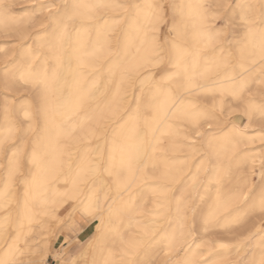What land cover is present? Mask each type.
Returning a JSON list of instances; mask_svg holds the SVG:
<instances>
[{
    "label": "snow or ice",
    "instance_id": "1",
    "mask_svg": "<svg viewBox=\"0 0 264 264\" xmlns=\"http://www.w3.org/2000/svg\"><path fill=\"white\" fill-rule=\"evenodd\" d=\"M0 36V264H264V227L202 239L264 217V0H0Z\"/></svg>",
    "mask_w": 264,
    "mask_h": 264
},
{
    "label": "bare ground",
    "instance_id": "2",
    "mask_svg": "<svg viewBox=\"0 0 264 264\" xmlns=\"http://www.w3.org/2000/svg\"><path fill=\"white\" fill-rule=\"evenodd\" d=\"M11 2L13 3L15 8L22 9V8L28 7V5L31 3V0H11ZM141 2H143V0H141ZM178 2H188V0H178ZM192 2L194 3L195 0H192ZM19 14L23 15V13H19ZM189 25H190V28H192V26L195 25V20L189 21ZM4 39H6V38L3 37V36H0V42H2ZM8 39H12V37H8ZM0 46H5V45L0 44ZM5 47H7V53L6 54H0V62H3L5 59L12 60V59L15 58L16 47L12 46V45H8V46H5ZM202 55H207V58L211 59V52L208 51V50H203L202 51ZM101 80H102V78H101ZM14 95H15V97H16V99H17V101L19 103H24V101L20 100V98L21 97H25V96H30L31 95V91L29 89H27V88H24V87H18V88H16L14 90ZM194 102H196V103H206V104L207 103H211V101L209 99H207L203 95L194 97ZM151 115H152L151 113H146L145 114V118L146 119H150ZM20 118L23 119L22 114H21ZM244 123H247V121L245 120ZM172 126L175 127V128H180V129H184V128L187 127V125H183V124H179V123H173ZM27 127H28V124L24 123L23 124V128L27 129ZM34 127H35V125H34ZM182 144H183L182 135L170 136L167 133V131H166L165 135H163L161 137V142L159 144L160 151L157 153V155L160 156L161 153H162L164 156H167V157L178 156L180 158V160H183L185 157L183 155V149L181 147ZM196 162L197 161H196L195 158L190 159L189 160V167L192 164H195ZM177 164H179V161H177ZM181 179H182V176L178 174L177 175V184L173 186V190L175 189L176 186H178L179 181ZM57 188L61 192L65 191V188L62 187V186L58 185ZM245 195H246L245 192H241L240 193L239 202L237 204H234L232 207L228 208L226 211L222 212L221 216L226 217L228 219H231V217L228 214L232 213V215H235V213L233 212L232 209L234 207H239V205L243 203V198H244ZM70 204H71L70 200H66L65 202H63L57 209V216H60L61 214H64L65 213V209L71 211V208L69 207ZM149 204H150V206L148 208H151L152 204L151 203H149ZM37 210L38 211H42V209H39V208ZM45 219H47V218H45ZM77 219H78V217H77ZM245 220H246V218L243 220V222H241L239 224H231V225L225 227L224 226L225 220L222 219L219 224L211 227L209 229V231L207 232V234L202 236V239L204 241H206V240L208 241V242L206 241L207 242L206 246L208 248L215 249L216 247L214 245L216 244V242H215L214 245L210 243V241L213 240L212 236H214V234H232L233 238L235 239V242L237 244V243L243 241L244 238L249 235V233H252V232L256 231L257 229H259L261 227H264V225H262L261 222L251 223V224L245 226V225H243ZM96 223H98V221H91V222H89V224L86 227H83V231L81 233H84L85 235H88V234H90L92 232L91 235L89 236L87 242L92 238V236L95 233V224ZM49 226L52 227V225H49ZM42 235L47 236V233H42ZM56 238H57V236L54 238V241H55ZM54 241L52 239H49L48 240L49 245L51 246ZM219 243H220V241H219ZM222 244H224V243H222ZM209 254L210 253H206V252L200 253L201 256H207ZM228 255L229 254L226 253L222 258H224V260H225ZM219 258H221V257H216V259H219ZM164 259L165 258H163V260Z\"/></svg>",
    "mask_w": 264,
    "mask_h": 264
},
{
    "label": "rangeland",
    "instance_id": "3",
    "mask_svg": "<svg viewBox=\"0 0 264 264\" xmlns=\"http://www.w3.org/2000/svg\"><path fill=\"white\" fill-rule=\"evenodd\" d=\"M226 100H227V98H226ZM233 107H236V105H233ZM239 115H240V113L236 112V113L233 114V118H235V117H237ZM149 206H150V204L147 205V207H149ZM64 214L66 215V213H64ZM77 217H76V219H77ZM262 220H264V217H261L259 215H255V216H252V217H247L246 220L244 221L243 225L247 226V225H249L251 223L261 222ZM88 224H89V222L84 223L83 227H86ZM83 227L80 228L78 233H75L73 236L66 237V238L68 240L72 241L76 245H85L92 232L90 234H88V235H85L84 233H81L83 231ZM37 231H38V229H37ZM62 236H65L64 232H61L60 235H57V238L55 239V241L52 243L51 246L59 247L60 245L65 244V242H64L65 240L61 238ZM212 237H213V240H211L210 243L214 245L215 242H216V244L214 245L216 248L218 247V245H220L222 243H224L225 245H234V244H236L235 239L233 238L232 234H214V236H212ZM36 238L38 239L39 237H36ZM219 241H220V243H219ZM71 246H72V244L65 245V247H71ZM163 258H164L163 252H160L158 254V257H157V264H162ZM229 258H234V256L229 254L226 257V259H229ZM217 260L223 261L224 258L221 257V258H219Z\"/></svg>",
    "mask_w": 264,
    "mask_h": 264
}]
</instances>
